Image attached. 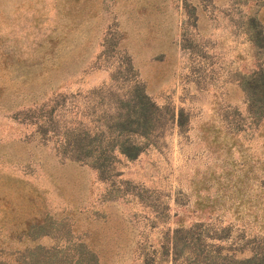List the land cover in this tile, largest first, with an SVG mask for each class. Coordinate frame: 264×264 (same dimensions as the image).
<instances>
[{
    "label": "rangeland",
    "instance_id": "1",
    "mask_svg": "<svg viewBox=\"0 0 264 264\" xmlns=\"http://www.w3.org/2000/svg\"><path fill=\"white\" fill-rule=\"evenodd\" d=\"M257 29L264 0H0L2 264H150L195 221L236 255L264 246V117L238 81L264 67ZM135 83L153 130L102 178L33 122L87 124Z\"/></svg>",
    "mask_w": 264,
    "mask_h": 264
},
{
    "label": "trees",
    "instance_id": "2",
    "mask_svg": "<svg viewBox=\"0 0 264 264\" xmlns=\"http://www.w3.org/2000/svg\"><path fill=\"white\" fill-rule=\"evenodd\" d=\"M255 33L256 36L251 40L261 46L264 36L260 34V29ZM238 81L245 93L248 115L253 119L264 117V67L258 66L247 75H242ZM157 113L158 108L154 102L143 87L135 83L117 97L113 109L110 107L105 116L89 118L85 122L87 124L76 121L73 126L74 120L61 121V114L38 119V123L33 122L42 135L49 130L46 127L48 122H55L59 126L54 131L56 152L70 160L88 162L102 178L116 154L126 159L138 155L144 146L139 138H145L153 130ZM181 115L178 111V126L182 124ZM228 232L222 228L210 231L201 221L187 226L179 224L169 234L165 233V242L163 240L159 244L160 256L156 260L152 258L150 264H160L166 258L178 264H264V246L256 245L246 256L236 255L234 248L229 251L222 247L220 241ZM86 253L94 256L88 250ZM4 255L0 253V264ZM81 256L82 251L76 255V264Z\"/></svg>",
    "mask_w": 264,
    "mask_h": 264
}]
</instances>
